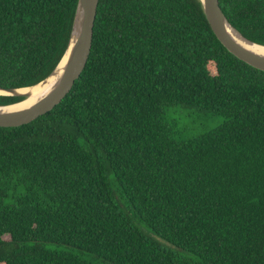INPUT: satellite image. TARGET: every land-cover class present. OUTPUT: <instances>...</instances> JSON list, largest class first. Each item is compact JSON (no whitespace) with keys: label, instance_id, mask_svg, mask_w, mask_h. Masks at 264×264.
<instances>
[{"label":"trees","instance_id":"obj_1","mask_svg":"<svg viewBox=\"0 0 264 264\" xmlns=\"http://www.w3.org/2000/svg\"><path fill=\"white\" fill-rule=\"evenodd\" d=\"M79 2L0 0V89L55 71ZM220 6L264 46V0ZM178 109L223 123L188 136ZM0 264H264V72L201 0H100L71 92L0 127Z\"/></svg>","mask_w":264,"mask_h":264},{"label":"water","instance_id":"obj_2","mask_svg":"<svg viewBox=\"0 0 264 264\" xmlns=\"http://www.w3.org/2000/svg\"><path fill=\"white\" fill-rule=\"evenodd\" d=\"M201 2L204 6L207 19L214 33L216 34L220 42L226 47V49L238 59L264 72V46L247 40L231 26L222 11L220 0H201ZM99 3L100 0H80L79 2L70 45L62 61L70 50L72 51V57L67 72L59 85L50 95H48L40 103L28 110L11 114H0V127L16 128L28 125L52 111L71 92L75 83L78 79H80L82 73L84 72L91 55L94 26L97 18ZM226 26L233 29L243 40L247 41L254 47H245L239 42L235 41L226 32ZM59 65L57 66V68L59 67ZM57 68L47 79H45L38 85L50 79L51 76L56 72ZM0 90L6 92L13 91L3 89ZM21 102L8 106H0V108L12 107Z\"/></svg>","mask_w":264,"mask_h":264},{"label":"bare ground","instance_id":"obj_3","mask_svg":"<svg viewBox=\"0 0 264 264\" xmlns=\"http://www.w3.org/2000/svg\"><path fill=\"white\" fill-rule=\"evenodd\" d=\"M225 30L231 38L239 42L241 45L245 47H251V46L254 47L247 41L243 40L238 35V33H236L230 27L226 26ZM263 52H264V49H263ZM71 57H72V51L70 50L69 53L64 58V60L59 65V67L57 68L56 72L51 76V78L36 87L13 90L9 92L0 90V95L19 96V97L25 98L23 102L17 105H14L8 108H0V114H11V113H17V112L28 110L34 107L35 105H37L38 103H40L48 95H50L54 91V89L59 85L62 79L64 78L67 72V69L69 67Z\"/></svg>","mask_w":264,"mask_h":264},{"label":"rangeland","instance_id":"obj_4","mask_svg":"<svg viewBox=\"0 0 264 264\" xmlns=\"http://www.w3.org/2000/svg\"><path fill=\"white\" fill-rule=\"evenodd\" d=\"M170 118L175 119L188 136L213 130L223 123L221 117L206 116L202 112L193 109H178Z\"/></svg>","mask_w":264,"mask_h":264}]
</instances>
